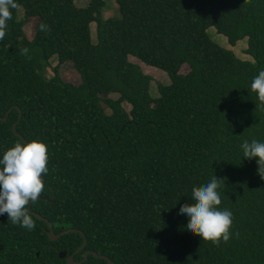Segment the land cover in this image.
Segmentation results:
<instances>
[{"label": "trees", "instance_id": "trees-1", "mask_svg": "<svg viewBox=\"0 0 264 264\" xmlns=\"http://www.w3.org/2000/svg\"><path fill=\"white\" fill-rule=\"evenodd\" d=\"M105 1L16 0L0 40V116L10 109L0 119V158L17 142L47 146L49 171L31 210L54 233L81 230L84 250L114 264H264V180L240 147L264 143V110L250 90L264 70V0H115L120 16L104 18ZM30 17L31 39L23 30ZM41 22L50 31H39ZM210 26L231 45L246 37L253 61L211 40ZM129 55L167 73L157 97ZM65 62L77 85L62 78ZM18 109L25 141L12 130ZM213 175L224 181L218 208L233 220L231 239L219 246L189 233L178 214ZM31 215V231L0 215V264H67L58 253L75 251L82 235L52 241L47 223ZM81 264L109 263L89 254Z\"/></svg>", "mask_w": 264, "mask_h": 264}, {"label": "clouds", "instance_id": "clouds-1", "mask_svg": "<svg viewBox=\"0 0 264 264\" xmlns=\"http://www.w3.org/2000/svg\"><path fill=\"white\" fill-rule=\"evenodd\" d=\"M18 7L16 0H0V40L7 35L11 10ZM39 31L48 32L50 29L41 22ZM20 51L27 55L29 50L25 47ZM250 90L257 96L258 107L264 110V70L253 77ZM240 147L244 158L256 159L257 174L264 180V143L245 140ZM47 165V146L39 141L17 142L4 152L0 158V215L7 214L14 225L29 231L35 228L28 205L35 203L44 191L42 178L49 171ZM222 181L213 175L206 185L193 187L191 198L194 202L181 205L178 213L188 217L186 229L189 233L210 241L214 246L227 243L232 236V213L218 208L222 202L218 191Z\"/></svg>", "mask_w": 264, "mask_h": 264}, {"label": "rangeland", "instance_id": "rangeland-1", "mask_svg": "<svg viewBox=\"0 0 264 264\" xmlns=\"http://www.w3.org/2000/svg\"><path fill=\"white\" fill-rule=\"evenodd\" d=\"M89 0H74L76 6H86ZM23 9V7H20ZM19 10L18 12V19H23V12L22 10ZM102 16L104 18L106 17H119L120 16V11H119V6L115 0H106L105 4L102 8ZM35 24H36V18L30 17V18H25L24 19V24H23V30L25 32V35L27 38L31 39L34 34V29H35ZM90 32H91V40L92 42H96V33H95V23L91 22L90 23ZM207 34L217 44L220 46H223L225 48L231 49L233 53L239 57L240 59L243 60H249L253 61V58L251 55L247 54L244 52L245 48L247 47V38L244 37L241 40H238L235 45H231L228 43L227 38L225 35L220 34L216 31L214 26H210L206 29ZM129 60L138 64L141 68V70L148 74L151 77L150 81V86H149V92L150 95L153 97L158 96V91H157V84H168L170 83L169 76L167 73L155 66H151L146 64L145 62L141 61L137 57L133 55L128 56ZM49 63L53 66L57 63V59L55 56H52L49 59ZM179 71L181 73H185L188 71V66L186 64H183ZM60 73L62 78L65 81H69L73 84H78L80 82V77L78 72L75 70L73 65L70 62H65L60 66ZM45 75L47 77L50 76V72L47 70L45 71ZM111 97L115 98L117 95L116 94H111ZM123 106L125 107L126 110H129L130 106L126 103H123Z\"/></svg>", "mask_w": 264, "mask_h": 264}, {"label": "water", "instance_id": "water-1", "mask_svg": "<svg viewBox=\"0 0 264 264\" xmlns=\"http://www.w3.org/2000/svg\"><path fill=\"white\" fill-rule=\"evenodd\" d=\"M9 111H10V109L5 113V115L3 117L0 116V119L3 120V121H5L7 119V116H8ZM18 111H19L18 118L13 123L12 130H13V132L16 135H18L22 140H24L23 137L20 134H18L17 131H16V125H17V123L19 122V120L21 118V110L18 109ZM31 204L32 203L30 202V204L28 205L29 212L31 214H33L34 216H36L38 219H41V220H43L44 222L47 223L48 230H47L46 233H47V236H48V238L50 240H52V241L57 240L61 235L66 234V233H69V232H79L82 235V238H83L82 244L75 251H73L70 254H67V251L66 250H61L58 253V256L60 258H65L67 264H81L82 262H84V261L87 260L89 254L93 255L94 257H99V258L105 259V260H107V262L109 264H114V262L109 257H107L106 255L99 254V253H97V252H95L93 250H89V249L84 250V248L86 246V243H87V239H86L85 234L81 230L76 229V228H68V229H65V230L60 231L59 233H54L52 224L49 222V220L47 218H44V217L40 216L38 213L33 212L31 210ZM81 251H83L81 253L82 259L81 260H75L74 259L75 254L76 253H79Z\"/></svg>", "mask_w": 264, "mask_h": 264}]
</instances>
